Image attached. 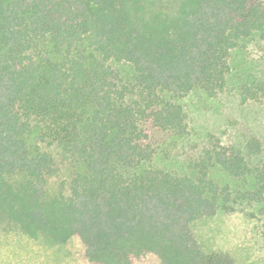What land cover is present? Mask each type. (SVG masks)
Returning <instances> with one entry per match:
<instances>
[{
	"label": "trees",
	"instance_id": "obj_1",
	"mask_svg": "<svg viewBox=\"0 0 264 264\" xmlns=\"http://www.w3.org/2000/svg\"><path fill=\"white\" fill-rule=\"evenodd\" d=\"M254 36L264 0H0V232L76 239L90 264H229L193 226L245 204L264 225V161L218 145L170 170L155 134L184 138L182 99L224 91Z\"/></svg>",
	"mask_w": 264,
	"mask_h": 264
},
{
	"label": "rangeland",
	"instance_id": "obj_2",
	"mask_svg": "<svg viewBox=\"0 0 264 264\" xmlns=\"http://www.w3.org/2000/svg\"><path fill=\"white\" fill-rule=\"evenodd\" d=\"M230 63L224 91L211 94L197 89L182 99L188 123L184 138L155 134V165L183 171L204 156L206 150L218 145L241 149L253 164L264 161V98L243 101L241 97L242 93L249 96L246 85L255 89L257 82L264 80V40L254 36L242 41L232 51ZM255 138L262 149L257 155L248 148V142ZM214 176L223 183L230 181L221 169ZM254 211V206L245 204L236 211L220 210L199 218L193 230L202 250L225 257L229 264H264V225L250 217ZM0 264L90 263L81 255L76 239L65 245H52L11 229L0 232ZM147 264L161 263L154 259Z\"/></svg>",
	"mask_w": 264,
	"mask_h": 264
}]
</instances>
